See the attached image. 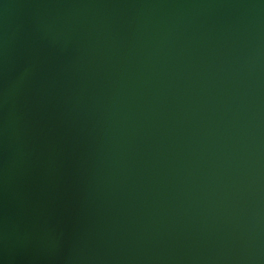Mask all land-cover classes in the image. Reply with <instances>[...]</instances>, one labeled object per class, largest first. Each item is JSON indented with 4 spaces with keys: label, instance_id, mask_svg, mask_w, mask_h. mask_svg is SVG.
Segmentation results:
<instances>
[{
    "label": "water",
    "instance_id": "obj_1",
    "mask_svg": "<svg viewBox=\"0 0 264 264\" xmlns=\"http://www.w3.org/2000/svg\"><path fill=\"white\" fill-rule=\"evenodd\" d=\"M0 264H264V0H0Z\"/></svg>",
    "mask_w": 264,
    "mask_h": 264
}]
</instances>
